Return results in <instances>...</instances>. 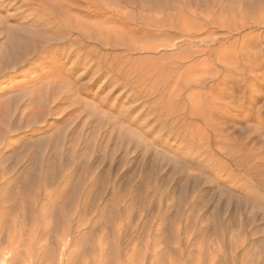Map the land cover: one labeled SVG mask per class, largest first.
<instances>
[{
	"label": "rangeland",
	"instance_id": "374dc122",
	"mask_svg": "<svg viewBox=\"0 0 264 264\" xmlns=\"http://www.w3.org/2000/svg\"><path fill=\"white\" fill-rule=\"evenodd\" d=\"M174 1L169 4L177 6ZM263 3L191 0L194 12L145 14L160 22L155 27L139 18L133 23V8L122 10L127 19L116 27L125 46L103 49L109 63L169 87L203 78L201 88L179 100L186 114L197 113L195 126L209 138L193 130L199 140L192 148L189 140L158 139L160 123L141 113L146 101L133 99L138 93L129 85L117 86L121 78L95 72L97 57L77 63L50 45L39 54L43 61L34 58L23 74L0 81V196L8 226L23 223L13 232L19 261L11 264H264V191L258 189L264 184V14L257 10ZM13 7L0 5L9 25L20 21ZM29 13H23L28 23ZM247 45L261 55L248 66L246 89L228 88L210 112L200 102L213 86L222 88L232 58ZM66 87L71 90L55 105ZM40 176L45 189L37 191ZM24 252L30 262L20 260Z\"/></svg>",
	"mask_w": 264,
	"mask_h": 264
},
{
	"label": "bare ground",
	"instance_id": "6f19581e",
	"mask_svg": "<svg viewBox=\"0 0 264 264\" xmlns=\"http://www.w3.org/2000/svg\"><path fill=\"white\" fill-rule=\"evenodd\" d=\"M175 1H178V4L175 3L177 6H175L174 4L170 5L169 0L168 1L167 0H1L0 5L4 7L14 6L13 17L19 18L20 21H17L16 25H9L6 23V21L0 19V38H1L0 81L9 80V78L12 77L14 74H23L25 66L34 58L43 61L44 58L40 57L39 54L46 51L47 47H49L50 45H57L59 51H61L62 54H65L67 57L73 56L74 60L77 63L85 64L87 61H90L91 59L97 57V60L95 62L96 64L95 72H97L100 75L104 74V77L107 80H112L114 77L115 79L121 78L123 82L117 84V86L122 83H125L124 84L125 86L129 85L131 89H135V92L138 93L136 94V96H132L133 99L141 100V102L146 101V104H144L141 113L144 114L145 112V114L148 116L147 121L151 119H155V123H154L155 125L160 123L161 128L159 130L161 132L164 131L163 132L164 134L168 133L166 134V138H165L162 137L163 133L161 134L160 132V135L157 136L158 139L161 138L163 141H165L169 137H173L176 140L177 139H180L182 141L189 140V146L191 148L193 146H197V144L195 145L193 144L194 142L196 141L198 142L199 140L197 136H194L193 130H195L196 133L201 130V129L198 130L195 126V123L199 121V119L196 117L197 113L195 112L196 115H194V113L192 114L190 110L189 114H186L185 112L186 107L184 106V108L181 109V107L179 106V100L184 95V93L193 86L199 88L202 87L201 84H203L202 82L203 78L201 76L196 79H192V78L188 79V82H186L185 85L183 86H176L177 85L176 84L174 86L169 87L166 86L164 83L159 82L158 80H157L158 82H152L151 80L149 81V75H146V73L139 74L140 72H137L136 70H134L133 72H128L127 70L123 71L121 63L119 62L109 63L106 58V55H104L103 53V49H106V47L108 46H112V47H118L119 45L125 46L124 36H123L124 33L121 32L122 29L118 30L116 27V24L118 23L125 24V20L127 19V15L125 14V11H122L123 8L125 7H130L131 9L133 8L130 12L131 14L129 15V19H131L133 23L137 22V19L139 18L142 21V23L144 22L146 25L155 27L158 26V23H160L157 22L158 20L148 21L147 19H145V14L149 15V13H152L154 9L155 10L158 9L159 11L171 9L175 11L176 8L178 7V10L187 9L188 11H192V12L196 10V9L190 10L191 0H175ZM257 7H258L257 10L260 11L261 14H264V3L263 6L257 5ZM26 10H30V13L27 15L28 20L30 21L29 23L26 22V18H25L26 16L23 15V13ZM74 11L81 12L83 13L84 16L78 17L75 15ZM262 20H264V18L260 19V22L264 23ZM171 27H174L172 22H171ZM242 47L243 49L240 52H238L235 57L232 58L234 60L232 61L233 66L231 73L229 75L230 78L227 80L225 79L226 82H224L223 80L224 83H222V88L220 89L217 88V85L213 86L212 89L213 92L210 94L209 99H206L205 102L203 101L200 102L204 107H209V109L211 108L210 112L212 110L214 111L216 110L215 104L221 102L220 100L223 97V93L227 91L228 88L231 89V91L234 89H240V90L246 89L248 78H250V74H249L250 72L248 70V66L252 64L254 60L258 59L257 56L261 55V49H257L258 46L256 45L253 46L247 45ZM47 84L50 86L52 83L49 82ZM47 86L46 88L48 89ZM70 90H71L70 88L66 87L61 92H59L60 93L59 96L53 98V102L57 101L55 105L59 103L60 99L63 98L64 95L63 96L61 95L64 94V92L68 93ZM21 92H25V91H21ZM27 92L30 93V91ZM44 92H46V90ZM22 94L23 93L19 94L21 95V100L24 95ZM45 94L47 95V92L44 93V97L46 98ZM19 95H16V97H19ZM41 96L42 95H40V97ZM33 97L36 98L35 96ZM42 97L40 99L41 102L44 101L42 100ZM186 97L187 98L190 97L189 92L187 93ZM228 97L229 98L233 97L232 92L228 93ZM30 98L32 97H29V100H31ZM34 98H32V100ZM8 100L9 98H7V101ZM36 100L34 101L36 102ZM41 102H38V104H40ZM141 102L139 101V103ZM11 103H13V101ZM44 103L45 102H43L42 104ZM2 105H0V107ZM52 107L53 106L47 108L48 112L51 110ZM16 108L17 106L15 107L14 109L15 111L13 112H16V110L18 109ZM30 109L32 110L34 108H30ZM3 116L5 118V115ZM210 117L211 116H209V118ZM7 118L10 117L6 116L5 120ZM160 118H163V121L159 120ZM211 124L213 125V122ZM3 126L5 125L3 124ZM194 126L195 128L192 129ZM6 127L7 126H5L4 128ZM198 128H200V126ZM196 129L198 131H196ZM202 129L203 131L206 130L203 127ZM203 131L201 130L202 133ZM213 132L214 134L216 133V131ZM204 133L203 135L200 133L201 134V135L199 134L200 137L201 136L204 137ZM195 137L197 138V140ZM217 137L215 139H217ZM204 138L207 137L205 136ZM203 140L199 143H203ZM182 141L179 142L183 143ZM204 141H206V139ZM137 146L138 145H136V147ZM195 148L196 147H194V149ZM196 151L198 150L195 149L194 151L195 153L193 152V154L198 153ZM210 152L212 153V151ZM250 154L252 153L250 152ZM208 156H212V154ZM259 159L261 158L259 157ZM211 164L213 165V163ZM248 168L249 167H247L246 170L244 171H246L247 172L246 174L249 175L250 173H248L249 172L247 170ZM43 171L45 170L43 169ZM42 178L43 176L38 179V182L35 184V187H33L36 188L37 191L41 189H45V182H43L44 179ZM249 179H250L249 182H251L252 177L250 176ZM256 183L258 182L256 181ZM263 185L262 187H264ZM262 187L258 189L264 191ZM262 193L264 195V192ZM18 210L19 212L16 216L22 219L24 217V208ZM8 214H9V208L8 205H6V200L4 196H0V264H11L12 261H14V257H15V261L16 260L19 261V258L15 256L17 255L15 254V252L17 251L18 247L15 246L16 241L14 239L17 238L18 240V237H14L13 232L15 233L18 232V229H21L23 227V223L22 220H19L20 223L18 229H16L17 227L15 225L12 226V228H10L7 223ZM4 229H5L4 232L5 235L3 236L2 232ZM31 243L33 244V242ZM20 247L19 248L22 249L25 246H20ZM20 253L22 254V252ZM16 257L18 259H16ZM20 257H21L20 260L22 261H29L31 259V256L28 252H24V254L21 255Z\"/></svg>",
	"mask_w": 264,
	"mask_h": 264
}]
</instances>
